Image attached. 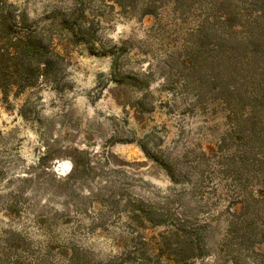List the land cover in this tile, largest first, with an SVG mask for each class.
<instances>
[{
    "label": "rangeland",
    "instance_id": "1",
    "mask_svg": "<svg viewBox=\"0 0 264 264\" xmlns=\"http://www.w3.org/2000/svg\"><path fill=\"white\" fill-rule=\"evenodd\" d=\"M0 3V41L23 55L0 63V264H154L146 249L177 228L189 264H264V0H109L127 21L106 50L115 88L71 59L61 75L26 11ZM85 12L104 16L77 0L49 29L100 39Z\"/></svg>",
    "mask_w": 264,
    "mask_h": 264
},
{
    "label": "clouds",
    "instance_id": "2",
    "mask_svg": "<svg viewBox=\"0 0 264 264\" xmlns=\"http://www.w3.org/2000/svg\"><path fill=\"white\" fill-rule=\"evenodd\" d=\"M18 8L24 9L26 11L27 22L33 24L36 28V31L44 37V42L49 48L51 55L56 59V62L61 70L60 74L63 75V69L67 65L69 59L73 61L74 66H77L82 70L85 76H90L92 79V87L95 88L97 83L107 84L108 88H115L109 78V70L112 66L116 56L111 52L106 51L107 49H112L115 46L116 49L120 48V43L117 39V34L114 31L118 24L127 23V21H122L115 12L109 13L106 5L109 3V0H105L104 4H100V0H91L92 7L100 8L104 11V16L96 17V20L93 21V17L88 16V12H85V16L88 17L89 21L99 23L100 30L97 32V36L100 37L98 40H93L89 43H81L74 47H67L69 37L62 36L57 31L50 30L49 25L51 24L50 19H46L49 14H56L58 12L67 13L71 8L77 6V0H14ZM115 8V5H112ZM118 11V9H117ZM132 25L129 24V27ZM82 27L87 28L88 23H82ZM143 31V30H141ZM123 33V29H122ZM137 39L143 40L146 39V32L143 35L136 36ZM127 39L126 35H119V40ZM92 49H95V52H92ZM59 53V55H57ZM80 53L85 57H92V59H86L83 63L76 64V54ZM63 61V63H61ZM93 64L95 70L89 72L87 70V65ZM43 67V64H41ZM103 73L97 80V75ZM95 95V93H93ZM139 98V94L135 97ZM37 147H39L37 145ZM37 159L39 156L44 155L43 149H40L37 152ZM32 165L36 164V159L29 161ZM56 160L51 159L47 162L46 168L37 169V171H44L48 174H51L53 168L55 167ZM65 164L69 169L71 168L70 161H65ZM23 168L24 166L21 165ZM26 195H31V190H29Z\"/></svg>",
    "mask_w": 264,
    "mask_h": 264
},
{
    "label": "trees",
    "instance_id": "3",
    "mask_svg": "<svg viewBox=\"0 0 264 264\" xmlns=\"http://www.w3.org/2000/svg\"><path fill=\"white\" fill-rule=\"evenodd\" d=\"M1 4V3H0ZM9 8L14 9L13 6L10 4L8 5ZM3 10V7H0V11ZM9 15H12V10L11 12L9 11ZM81 16L83 18V20L78 19V23H80L82 25V23L86 22L85 21V17L84 14L81 13ZM77 19V18H76ZM232 26V24H231ZM237 25H234L233 28H236ZM21 42L19 40H11L10 42H6L2 43L0 41V63L5 64V65H9V67L11 68H15L17 66H23L22 63V49H21ZM44 65H46V63H43ZM23 80V77H22ZM180 232V236H183L184 238L186 237L187 240L190 239L191 233L189 231H187L186 228H177L176 229V235ZM174 233H172L170 236H164L162 235L161 241L157 244H155L156 247L151 248V249H146L147 251H150L151 255L154 253V255H152V259H154V264H189L190 261L192 259H195L197 256L194 253V249L192 247V243H190L189 241H182L183 244L187 243L188 248L183 247L178 245V248H171V245L173 244V242H171L170 237L176 236ZM181 244V245H183ZM164 248H163V247ZM166 247V248H165ZM166 250H168V253H166L165 256H163V252H165ZM158 253H155V252ZM129 257V253L126 254Z\"/></svg>",
    "mask_w": 264,
    "mask_h": 264
}]
</instances>
